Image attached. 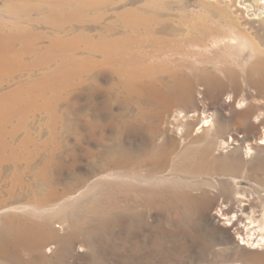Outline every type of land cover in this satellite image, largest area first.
<instances>
[{
	"label": "rangeland",
	"instance_id": "374dc122",
	"mask_svg": "<svg viewBox=\"0 0 264 264\" xmlns=\"http://www.w3.org/2000/svg\"><path fill=\"white\" fill-rule=\"evenodd\" d=\"M0 46V264H264V0H0Z\"/></svg>",
	"mask_w": 264,
	"mask_h": 264
},
{
	"label": "bare ground",
	"instance_id": "6f19581e",
	"mask_svg": "<svg viewBox=\"0 0 264 264\" xmlns=\"http://www.w3.org/2000/svg\"><path fill=\"white\" fill-rule=\"evenodd\" d=\"M7 55H8L7 48L0 46V71H2L4 68H6V61L8 60ZM205 122H208V121H205ZM262 140H264V138ZM259 243L260 242H258L257 244H259Z\"/></svg>",
	"mask_w": 264,
	"mask_h": 264
}]
</instances>
